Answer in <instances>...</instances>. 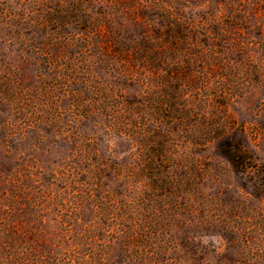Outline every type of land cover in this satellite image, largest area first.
Wrapping results in <instances>:
<instances>
[{
	"label": "rangeland",
	"instance_id": "374dc122",
	"mask_svg": "<svg viewBox=\"0 0 264 264\" xmlns=\"http://www.w3.org/2000/svg\"><path fill=\"white\" fill-rule=\"evenodd\" d=\"M0 264H264V0H0Z\"/></svg>",
	"mask_w": 264,
	"mask_h": 264
},
{
	"label": "trees",
	"instance_id": "16d2710c",
	"mask_svg": "<svg viewBox=\"0 0 264 264\" xmlns=\"http://www.w3.org/2000/svg\"><path fill=\"white\" fill-rule=\"evenodd\" d=\"M151 8V6H147V7H141V14H139V19L145 21L150 20L149 18V9ZM159 9L163 10V13L165 12L166 15L161 16L164 20V22L167 21V19L169 18L168 16V9L165 6H160L159 5ZM167 26V25H166ZM180 29L175 28L174 27V23L172 21H169V24L167 26V28H165L163 26V28L159 29V30H155L154 31V35H148L147 33H145L146 31L144 30L143 34H141V37H139V39H135L133 44L131 45V47H135V49L141 47L142 48V52L143 51H150V54L152 53V58L158 59V60H162V56L167 57V53H171L170 57H175L177 54V51L180 49H178V45L176 46L174 44H169V42H161L160 40L162 39V37L165 38V40H175L176 38L179 37L180 34ZM203 35V34H202ZM156 40V41H155ZM159 40V41H158ZM163 41V40H162ZM157 42V43H156ZM199 44L196 45V47ZM153 46L152 49H154L153 51H151V47ZM150 48V49H149ZM169 51V52H167ZM194 58H197V56H199V53H194L193 54ZM156 61V60H155ZM233 134V133H232ZM232 134L230 135H224L221 138H219L216 142V147L218 148V150L227 157V159L233 164L236 165L237 167H248V162H246V160L248 159L247 157H245V150H243L241 148L242 144H241V140L238 139H234Z\"/></svg>",
	"mask_w": 264,
	"mask_h": 264
}]
</instances>
